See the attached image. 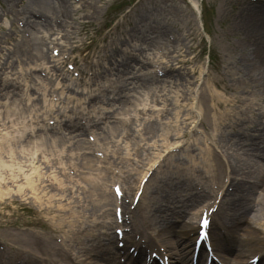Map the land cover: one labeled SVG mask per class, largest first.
<instances>
[{
  "label": "bare ground",
  "instance_id": "1",
  "mask_svg": "<svg viewBox=\"0 0 264 264\" xmlns=\"http://www.w3.org/2000/svg\"><path fill=\"white\" fill-rule=\"evenodd\" d=\"M82 1L94 11L97 0ZM16 8L13 29L7 32L0 24L5 34L0 41V198L3 189L24 201L31 193L38 213L56 221L46 234L16 236L18 264H121L112 234L114 206L123 208L125 225L131 214L127 235L145 239L144 244L132 241L142 254L160 242L173 264H188L199 219L207 214L214 219L215 250L228 255L225 263L233 264L236 256L241 261L234 264L255 257L264 264V107L255 109L258 92L264 91V34L256 13L248 31L254 58L244 54L223 94L210 78L200 83L202 70L188 67L194 59L185 52L173 55L175 47L162 28L152 31L151 41L116 49L114 62L81 71L91 84L78 93L77 81L50 85L62 67L49 51L58 46L64 51L55 35L66 37L72 15L94 13L74 11L69 0H18ZM161 45L165 54L160 55ZM154 54L169 55L184 70L157 56L151 62ZM16 63L24 64L25 72ZM155 64L161 69L151 71ZM103 70L113 75L97 85ZM41 72L46 76H36ZM25 74L32 84L27 95ZM253 82L257 88L249 85ZM54 94L60 95L59 104L65 95L72 105L56 108L46 99ZM93 134L96 140L85 147L90 143L84 137ZM56 164L69 171L64 179L40 175L41 166L49 170ZM113 181L125 192L121 200L110 191ZM139 190L142 207L135 211L125 200ZM203 256L202 248L198 259ZM6 259L0 250V264Z\"/></svg>",
  "mask_w": 264,
  "mask_h": 264
},
{
  "label": "rangeland",
  "instance_id": "2",
  "mask_svg": "<svg viewBox=\"0 0 264 264\" xmlns=\"http://www.w3.org/2000/svg\"><path fill=\"white\" fill-rule=\"evenodd\" d=\"M76 1L78 0H70L74 10L79 9L83 4L81 0ZM133 1L128 3L130 0H97L94 4L98 8L92 18L82 19L79 15H74L68 37L58 36L61 38V43L65 45L59 57H69L70 61L75 59L76 68L86 69L88 64L105 63L106 58L113 54L114 49L123 46L125 38L132 44L141 43L150 38L153 30L157 31L158 28H162L166 30L165 34L169 35L171 44L175 45L174 55L178 52H185L188 59L195 60L188 67L203 71L201 75L199 73L200 83L210 78L213 82L218 81L220 91H222V87L233 83L232 74L244 54L250 59L254 58L252 55L254 49L251 48L248 31L256 23L253 19L255 13L260 20L264 34L262 6L264 0ZM17 2L18 0H0L2 18L0 24L6 28L7 32L13 29L14 23L11 26L12 4ZM124 5L128 8L126 11H120ZM1 37H4L2 39L4 41L5 34L2 32H0V41H2ZM209 50L210 57L207 55ZM161 59L172 64L175 70L181 68V65L169 56H163ZM68 65L65 67V72H70V77L76 80L80 79L77 75L72 76L76 68L69 70ZM16 68L19 70L24 68L20 70L22 72L26 69L24 64L18 66V63H16ZM181 69L184 70V67ZM104 77H108V74L106 73ZM61 80L62 77H58V82ZM249 85L255 86L254 82ZM78 89H84L83 85ZM220 91L217 92L223 94ZM255 102L257 104L255 109L260 108L261 105L264 107V91L261 89ZM259 113L255 110L254 114ZM39 169L40 175L43 176L45 171ZM21 173L26 174L27 172ZM48 176L45 175V179ZM56 177L61 178V175ZM3 199L6 202H0V240L11 239L14 243H20V241L15 242L14 239L19 235L20 230L25 229L29 223L38 218L39 206L30 201L15 202L4 196L1 200ZM32 214L36 216L34 220ZM49 217L44 218L47 224L50 222ZM35 230L42 231L38 227H35Z\"/></svg>",
  "mask_w": 264,
  "mask_h": 264
},
{
  "label": "snow or ice",
  "instance_id": "3",
  "mask_svg": "<svg viewBox=\"0 0 264 264\" xmlns=\"http://www.w3.org/2000/svg\"><path fill=\"white\" fill-rule=\"evenodd\" d=\"M73 67H74V66H73L72 64H69V65H68V68H70V69L73 68ZM77 75H78V73H77ZM89 139L94 140L95 137L90 136ZM100 154L102 155V153H100ZM115 191L117 192V194H122V193H120L119 186H116ZM202 223L207 224V220H206V219L203 220Z\"/></svg>",
  "mask_w": 264,
  "mask_h": 264
}]
</instances>
